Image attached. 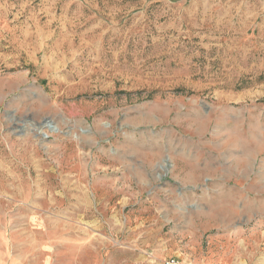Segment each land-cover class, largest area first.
<instances>
[{
	"label": "rangeland",
	"instance_id": "374dc122",
	"mask_svg": "<svg viewBox=\"0 0 264 264\" xmlns=\"http://www.w3.org/2000/svg\"><path fill=\"white\" fill-rule=\"evenodd\" d=\"M246 159L264 0H0V264H264Z\"/></svg>",
	"mask_w": 264,
	"mask_h": 264
},
{
	"label": "crops",
	"instance_id": "0c3cea01",
	"mask_svg": "<svg viewBox=\"0 0 264 264\" xmlns=\"http://www.w3.org/2000/svg\"><path fill=\"white\" fill-rule=\"evenodd\" d=\"M241 168L240 174L247 176V183L251 186L255 187V189H264V169H260L257 165H254L253 170L249 174V166H248V159L244 162L241 161Z\"/></svg>",
	"mask_w": 264,
	"mask_h": 264
},
{
	"label": "built area",
	"instance_id": "2783aa9c",
	"mask_svg": "<svg viewBox=\"0 0 264 264\" xmlns=\"http://www.w3.org/2000/svg\"><path fill=\"white\" fill-rule=\"evenodd\" d=\"M161 264H199V263L182 260L177 257H168V258L163 259Z\"/></svg>",
	"mask_w": 264,
	"mask_h": 264
},
{
	"label": "water",
	"instance_id": "95a60500",
	"mask_svg": "<svg viewBox=\"0 0 264 264\" xmlns=\"http://www.w3.org/2000/svg\"><path fill=\"white\" fill-rule=\"evenodd\" d=\"M49 128H50V129L52 128L50 124H49Z\"/></svg>",
	"mask_w": 264,
	"mask_h": 264
}]
</instances>
